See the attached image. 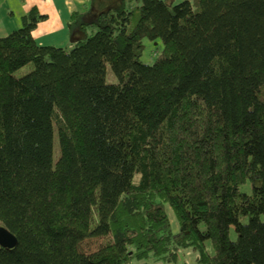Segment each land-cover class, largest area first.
Segmentation results:
<instances>
[{
	"label": "trees",
	"instance_id": "1",
	"mask_svg": "<svg viewBox=\"0 0 264 264\" xmlns=\"http://www.w3.org/2000/svg\"><path fill=\"white\" fill-rule=\"evenodd\" d=\"M91 4L70 47L0 37V264H264V0Z\"/></svg>",
	"mask_w": 264,
	"mask_h": 264
},
{
	"label": "crops",
	"instance_id": "2",
	"mask_svg": "<svg viewBox=\"0 0 264 264\" xmlns=\"http://www.w3.org/2000/svg\"><path fill=\"white\" fill-rule=\"evenodd\" d=\"M91 3L92 0H0V37L18 29L22 16L36 9L45 19L32 32L35 42L39 46L70 47L81 38L80 32L71 34L69 26L78 20L72 16L88 17L98 7Z\"/></svg>",
	"mask_w": 264,
	"mask_h": 264
},
{
	"label": "rangeland",
	"instance_id": "3",
	"mask_svg": "<svg viewBox=\"0 0 264 264\" xmlns=\"http://www.w3.org/2000/svg\"><path fill=\"white\" fill-rule=\"evenodd\" d=\"M133 22L129 25V29L132 28ZM142 51H141V60L145 63V64H152L155 57L158 55L159 51L162 48L161 43H159L158 45H156V42L151 43L148 39H144L142 41ZM32 68V65H26L25 67L19 69L16 72V76H22L26 73H28ZM107 81L108 82H115V78L113 76V74L110 71V68L107 67ZM59 155V151H58V142H57V137L56 134L54 136V141H53V162H55L58 158ZM240 191L241 192H246L249 193L250 192V182L247 181V183L243 184L240 186ZM166 212L169 216L171 225H172V229L174 232H176L178 230V224L175 220L174 214L171 211V209L169 208L168 205H166ZM247 217L242 218L241 220H239V222H234L232 224H230V228H229V238L231 240H235L236 239V233L238 231V228L240 227L241 224H244L247 222ZM97 242L96 241H91V243L86 245L87 249L90 248H96L97 247ZM207 251L209 253H212V249L211 246L209 244V242L205 243ZM198 257V253L197 252H193L191 249H183L180 254H179V259L178 262L176 264H196V259ZM135 262V261H134ZM135 264V263H134ZM136 264H143L142 262H137ZM151 264H161L160 262L158 263H151Z\"/></svg>",
	"mask_w": 264,
	"mask_h": 264
},
{
	"label": "water",
	"instance_id": "4",
	"mask_svg": "<svg viewBox=\"0 0 264 264\" xmlns=\"http://www.w3.org/2000/svg\"><path fill=\"white\" fill-rule=\"evenodd\" d=\"M17 245L15 236L0 224V246L5 249H12Z\"/></svg>",
	"mask_w": 264,
	"mask_h": 264
}]
</instances>
